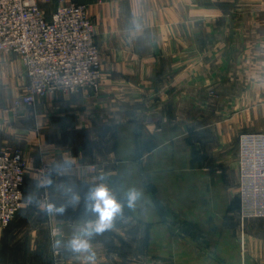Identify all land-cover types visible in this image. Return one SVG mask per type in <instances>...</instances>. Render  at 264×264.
Instances as JSON below:
<instances>
[{
	"label": "rangeland",
	"instance_id": "obj_1",
	"mask_svg": "<svg viewBox=\"0 0 264 264\" xmlns=\"http://www.w3.org/2000/svg\"><path fill=\"white\" fill-rule=\"evenodd\" d=\"M78 1L87 7L100 52L96 86L48 94L26 106L21 102L26 91L21 59L11 54L0 64V150L20 153L26 174L31 165L39 175L38 203L25 198L22 185L19 212L33 206L29 208L40 212L27 209L33 219L53 215L47 211L53 204L47 181L53 167L47 160L56 153L45 143H54L55 136L44 126L55 119L51 110L41 115L40 108L59 102L64 109L54 118L71 116L98 126L92 136L98 155L89 170L121 203L112 226L92 236L95 264L194 262L197 251H213L204 243L208 228L199 224L220 218L211 210L215 193H230L235 186L230 172L239 135L264 131V0ZM78 108L91 112L79 113ZM68 133L71 144L83 141L84 136ZM132 133L139 161L135 168ZM117 135L115 157H106L108 141ZM60 141L67 142V135ZM164 148L166 155L161 154ZM235 187L238 198L237 178ZM133 191L136 199L130 203ZM204 202L209 210L202 209ZM238 213L246 233L264 241V218L242 219L240 203ZM89 219L94 222L97 214ZM136 230L141 240L149 238L144 247L140 243L138 254L129 239ZM252 245V259L245 264H264L260 245Z\"/></svg>",
	"mask_w": 264,
	"mask_h": 264
},
{
	"label": "built area",
	"instance_id": "obj_2",
	"mask_svg": "<svg viewBox=\"0 0 264 264\" xmlns=\"http://www.w3.org/2000/svg\"><path fill=\"white\" fill-rule=\"evenodd\" d=\"M11 54L24 65L26 91L21 102L26 106L48 94L94 87L101 77L94 25L78 0H0V64ZM237 147L240 216L264 218V131L241 133ZM25 170L20 153L0 150L3 228L23 205Z\"/></svg>",
	"mask_w": 264,
	"mask_h": 264
},
{
	"label": "crops",
	"instance_id": "obj_3",
	"mask_svg": "<svg viewBox=\"0 0 264 264\" xmlns=\"http://www.w3.org/2000/svg\"><path fill=\"white\" fill-rule=\"evenodd\" d=\"M81 3L84 4V2ZM8 56L9 55L5 56L3 61L8 60ZM83 101L85 102V100ZM51 108H40L41 115H45L46 113L50 114L48 111L51 110L53 116L52 120L55 119V123H52L51 126H44L46 131H49L55 136L54 143L50 145H46L45 143V146L55 147L56 153L55 157L47 160L53 167L51 173L47 177V181L49 182L51 201L56 207L63 206L65 211L63 214L53 212L50 219L37 217L33 219L30 217V213L27 209L33 214L40 212L36 209L34 210V208H29L33 206H29L19 212L7 227L2 228L0 226V264H86L84 257L87 254L73 251L70 241L79 233L78 229L81 230L80 228L90 222H88V220H90L89 218L90 216L92 217L93 213L88 210L89 202L86 198L90 190L98 185L97 179H99V177L96 178L97 175H94L89 170V162H91L94 156L98 155L97 149H99V147H97V145L92 146V144H95L93 143L94 140L92 136L96 134L97 131L95 129H97L98 126L94 129L92 124L78 123V118H71V116H59L60 120L58 116L54 118L58 110L61 112L64 109L63 106L59 105V102H55V106ZM78 111L79 113H84L86 111L91 112V108H78ZM71 120L73 121L71 122ZM82 121H84V119H82ZM71 131L77 134L78 138L79 135L84 136V138H82L83 141L79 139L80 141H75L71 144L69 141V134L71 133H68ZM64 135H67L68 141L62 143L60 140L63 139ZM118 137H120V135H117L115 138L112 137V139L108 141L111 148L105 153L106 157H108V155L110 157H115L114 152L118 150L120 145ZM128 138H130L132 147L131 163L135 168L137 161L135 155L136 152H138L136 150V140L133 133ZM73 146H75L76 149H72ZM113 146L114 149H112ZM167 153L169 152L165 150V148L161 152L162 155H166ZM152 155H147V157ZM144 157H146V155L143 156V158ZM29 168L30 171L27 172L24 179L23 190L25 196H27L25 198L30 199L32 204H36L38 198H40L39 175L34 172L32 169L33 166L30 165ZM231 170L234 171L230 172V174L233 176V182L236 186L237 152L234 170L233 168H231ZM224 174L225 172H223V175ZM100 178L106 179L105 176H100ZM235 186H233V189L230 188V193L225 191L222 194L215 193V196L213 195L216 202L212 204L211 210L213 211V215H217V218H220L217 220L213 219L209 224H207L205 220L200 221L201 224L199 225L202 228H208L204 243L211 244L213 251L210 252V254L197 251L195 253L196 260L194 262H186V264H245L244 260L246 258L252 259V243L260 245V256L264 258V249L261 250V248H263L261 244H264V241L261 240L262 237L246 233L245 225H243L242 220L239 218V200L237 198ZM213 192L214 190L212 189V194ZM74 197H79L78 202L74 200ZM39 207L41 208L40 211L45 209L44 205ZM135 208L139 210L140 205L136 204ZM37 209L39 210V208ZM192 209H194V207ZM202 209L209 210L210 208L208 204L204 202ZM42 214L44 213L42 212ZM131 217L135 216L132 214ZM134 219H137L138 222L140 218L137 216ZM137 222L134 223L132 221V224H136ZM239 231H241V234H239ZM75 232L77 233L75 234ZM136 232L137 235H132L129 239L135 242V245H132V250L138 254V252H140V243L142 242V247H144L145 241H149V238L141 240L139 231L136 230ZM93 242V237L89 238L91 249ZM123 242H128V240ZM256 245L255 248L257 247ZM54 250L60 252V257L62 259L60 258L59 261L55 259ZM182 258H184V255ZM186 261H188L187 258ZM181 264H183V262H181Z\"/></svg>",
	"mask_w": 264,
	"mask_h": 264
},
{
	"label": "clouds",
	"instance_id": "obj_4",
	"mask_svg": "<svg viewBox=\"0 0 264 264\" xmlns=\"http://www.w3.org/2000/svg\"><path fill=\"white\" fill-rule=\"evenodd\" d=\"M129 202L136 199V193L130 192L128 194ZM88 210L97 214V219L94 222L87 223L80 234H77L70 241L73 251L79 253H86L84 257L86 264H95V253L91 249L89 238L94 234H99L109 229L112 226L113 218L121 211V203L111 193L110 189L104 185L99 184L92 188L87 196ZM78 202L79 197H74ZM47 211L63 214L65 208L63 206L56 207L54 204L49 205Z\"/></svg>",
	"mask_w": 264,
	"mask_h": 264
}]
</instances>
